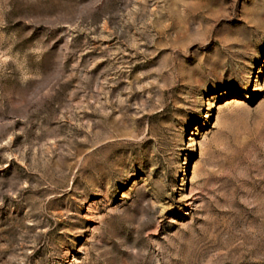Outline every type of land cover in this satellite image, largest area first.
I'll use <instances>...</instances> for the list:
<instances>
[{
    "label": "rangeland",
    "instance_id": "374dc122",
    "mask_svg": "<svg viewBox=\"0 0 264 264\" xmlns=\"http://www.w3.org/2000/svg\"><path fill=\"white\" fill-rule=\"evenodd\" d=\"M0 264H264V0H0Z\"/></svg>",
    "mask_w": 264,
    "mask_h": 264
}]
</instances>
